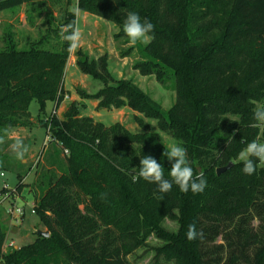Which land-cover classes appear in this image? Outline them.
<instances>
[{
  "label": "trees",
  "instance_id": "trees-1",
  "mask_svg": "<svg viewBox=\"0 0 264 264\" xmlns=\"http://www.w3.org/2000/svg\"><path fill=\"white\" fill-rule=\"evenodd\" d=\"M35 1L0 0V11ZM69 3L60 23L30 47L5 41L0 49V126L25 127L35 101L38 123L49 136L35 179L26 183L17 174L14 189H0L1 204L4 196L29 187L33 214L48 236L36 231L31 242L2 252L6 232L0 224V264H130L127 256L151 234L164 241L156 255L175 264H264V167L249 176L237 160L247 143L264 142V127L250 126L256 106L250 101L264 104V0L76 1L80 11L114 24L117 37L127 36L128 12L154 24V39L139 46L133 67L175 93L166 113L131 80H115L106 55L90 60L77 50L75 64L103 83L91 96L98 108L127 106L156 120L159 130L186 148L194 174L203 171L207 180L199 194L175 184L160 193L155 184L132 180L144 155L163 165L167 179L171 169L163 155L167 147L138 116L141 132L82 116L75 102L61 117L53 114L65 97L70 51L60 27L74 19ZM51 37L55 47L45 48ZM131 51L119 53L124 58ZM47 102L53 109L45 116ZM165 218L177 222L175 233L161 226ZM191 223L203 231L202 240H187Z\"/></svg>",
  "mask_w": 264,
  "mask_h": 264
},
{
  "label": "rangeland",
  "instance_id": "rangeland-1",
  "mask_svg": "<svg viewBox=\"0 0 264 264\" xmlns=\"http://www.w3.org/2000/svg\"><path fill=\"white\" fill-rule=\"evenodd\" d=\"M67 0H37L29 5L0 11V49L5 41H13L19 48H28L34 44L45 30L55 27L61 21V12L66 6ZM77 0H70L69 10L76 8ZM42 5H39L41 4ZM49 21V23H48ZM79 27L82 32L80 46L70 51L63 77V88L65 97L58 107L55 115L61 117L67 106L75 102L82 116H89L95 121L104 125L119 122L131 132H141L142 127L135 121V116L141 118L147 125L149 131L157 133L163 144L167 145L175 139L167 132L159 130L157 121L148 118L142 113H137L129 107L120 109L98 108V99L91 98L103 87V83L93 79L90 75L83 74L75 64V52L81 50L88 55V58L97 60L106 55L107 69L115 80H131L142 91L147 93L156 101L163 113L171 107L175 101V93L171 88L160 84L153 76H142L134 69L135 62L140 60L139 46H144L142 42L135 45L129 42L127 36H118L119 29L111 22L91 15L79 12ZM46 47H55L56 39L51 37ZM132 47L130 55L121 57L120 51ZM53 109V103L47 102L45 116L49 115ZM30 113V123L25 127L7 128L0 126V136L4 137V143L0 144V189L3 187L12 190L18 183L17 174L24 177L26 183H31L36 168L40 169V157L46 152L49 136L38 123L39 108L35 101H31L28 106ZM16 138L23 139L29 151L23 161L18 160L11 150V144ZM176 142V141H175ZM42 158V157H41ZM238 160V158H237ZM25 193V200H17L15 206L23 208V217H16L8 213V209L13 206L10 200L13 195L4 196L0 204V224L4 227L6 238L2 245V252L10 251L14 247L18 248L23 244L31 242L38 230L45 231L38 222L37 216L31 213L30 196ZM18 195V194H17ZM22 197V196H20ZM10 199V200H9ZM14 225L8 238L10 226ZM161 226L168 232L175 233L178 229L176 221L165 218ZM13 241V246L9 243ZM164 244V241L154 234L149 235L144 244L127 256L130 264H175L173 260L166 259L163 255H156V249Z\"/></svg>",
  "mask_w": 264,
  "mask_h": 264
},
{
  "label": "clouds",
  "instance_id": "clouds-1",
  "mask_svg": "<svg viewBox=\"0 0 264 264\" xmlns=\"http://www.w3.org/2000/svg\"><path fill=\"white\" fill-rule=\"evenodd\" d=\"M115 3L116 0H113ZM74 16L72 22L62 25L60 27L61 38L69 42V51L77 49L82 41V32L79 27V12L78 8L71 10ZM155 26L148 20L141 21L138 13L128 12L124 20V32L129 38V42L135 45L138 41L147 45L154 39L153 33ZM256 106L253 110V117L251 127L260 128L264 127V104L250 101ZM4 143V137L0 136V144ZM11 150L18 160L23 161L25 155L28 153L29 148L24 143L23 139L16 138L11 144ZM164 157L171 162V169L169 171L170 179L164 176V167L153 156L144 155L140 159L139 173L133 175L132 180L136 182L138 179L155 184L157 191L160 193H169L172 191L173 184L179 187L181 192L187 193L189 190L193 194L202 193L207 187V180L203 171L194 174L190 166L186 148L182 147L179 143L173 141L167 145V149L163 153ZM255 158L256 163L252 158ZM238 160L243 162L242 171L246 175H252L257 167H264V142L253 140L247 143L246 147L239 153ZM235 162H231L234 164ZM101 198H105L102 194ZM186 238L188 241H195L198 238L203 239L204 233L202 230H197L195 223H191L187 227Z\"/></svg>",
  "mask_w": 264,
  "mask_h": 264
},
{
  "label": "crops",
  "instance_id": "crops-1",
  "mask_svg": "<svg viewBox=\"0 0 264 264\" xmlns=\"http://www.w3.org/2000/svg\"><path fill=\"white\" fill-rule=\"evenodd\" d=\"M0 175L2 176L3 173H0ZM34 179H35V173H34V177H33L32 181H33ZM23 182H26V181L23 179ZM29 189H30L29 187H25V188L22 189V191H21L20 193H18V195H13L14 199H13V200H10V199H9V200H10V204L15 205V202H16L17 200L24 201V200H25V193H26V191H24V190H27V193H28L29 196H30L31 207H32L33 196H32V193L30 192ZM20 196H22V197H20ZM13 227H15V226H14V225H11V226H10V230H9L8 238H10V237H9L10 234H11L10 232L12 231ZM12 242H13V241H12ZM13 248H16V247L13 246Z\"/></svg>",
  "mask_w": 264,
  "mask_h": 264
},
{
  "label": "built area",
  "instance_id": "built-area-1",
  "mask_svg": "<svg viewBox=\"0 0 264 264\" xmlns=\"http://www.w3.org/2000/svg\"><path fill=\"white\" fill-rule=\"evenodd\" d=\"M56 111L57 110H53V114H55ZM65 153H66V151H65ZM31 208H32L31 213L33 214L34 213L33 205H32ZM8 213H10L11 215H16V217H19V216L23 217V215H24L23 208H19V207L15 206V205L11 206L8 209ZM12 244H13V242H10L9 246H13Z\"/></svg>",
  "mask_w": 264,
  "mask_h": 264
},
{
  "label": "water",
  "instance_id": "water-1",
  "mask_svg": "<svg viewBox=\"0 0 264 264\" xmlns=\"http://www.w3.org/2000/svg\"><path fill=\"white\" fill-rule=\"evenodd\" d=\"M231 166H232V164H231V162H229L226 166L221 167V168H217V169H216V174H220L221 172L226 171V170L229 169ZM37 234L42 235V236H45V237L48 236V232H47V231H41V230H38V231H37Z\"/></svg>",
  "mask_w": 264,
  "mask_h": 264
}]
</instances>
